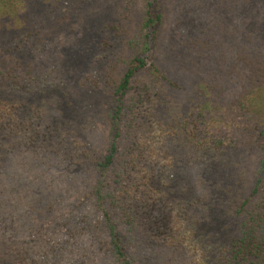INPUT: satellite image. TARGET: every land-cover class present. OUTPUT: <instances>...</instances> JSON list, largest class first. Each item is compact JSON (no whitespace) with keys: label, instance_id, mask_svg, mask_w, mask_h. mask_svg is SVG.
I'll use <instances>...</instances> for the list:
<instances>
[{"label":"trees","instance_id":"trees-1","mask_svg":"<svg viewBox=\"0 0 264 264\" xmlns=\"http://www.w3.org/2000/svg\"><path fill=\"white\" fill-rule=\"evenodd\" d=\"M116 1L123 9L104 26L97 71L70 89L110 97L107 113L92 105L69 111L52 92L31 98L48 83L30 75L38 31L24 30L7 49L11 58L0 67V264H264V113L247 105L264 89V0H253V24H207L192 43L216 60L190 113L164 102L166 78L156 75L160 0ZM226 1L230 18L236 4L250 2ZM67 3L71 14H87L76 0L60 1ZM213 91L235 97L240 126L210 128ZM242 151L257 169L228 168L227 159ZM216 169L228 174L227 187L210 182ZM220 197L225 205L216 209Z\"/></svg>","mask_w":264,"mask_h":264},{"label":"rangeland","instance_id":"rangeland-1","mask_svg":"<svg viewBox=\"0 0 264 264\" xmlns=\"http://www.w3.org/2000/svg\"><path fill=\"white\" fill-rule=\"evenodd\" d=\"M60 1L0 0V67L9 62L11 56L7 49L22 38L24 30L38 31L36 39H41L43 43L36 39L32 40L30 57H35L36 68L30 75L37 73L34 77L37 81L47 76L48 83L47 86H43L45 83L41 81L39 84L44 88L34 89L36 93L34 92L31 98H41L37 92H52L54 95H60L57 101L69 111L83 113L92 105L90 111L107 113L114 104L110 97L100 95L99 98H93L94 93L91 91L79 93L70 89L74 88L71 85L75 86L85 73L97 71L99 62L96 59L101 55L99 43L105 39L104 26L114 22L118 12L123 8L116 0H76L79 5L78 11L83 8L87 14H82L81 11L71 14L66 7L73 9L72 6L67 3L64 7ZM159 2L164 8V20L160 26L154 62L158 70L156 75L160 74L166 78V81L162 82L164 102H170L171 106L175 107L177 105L182 113L196 112L195 100H199V90L208 73H213L210 66L215 63L216 58L210 53L201 54L202 52L192 43L198 35L202 36L201 32L207 24L228 26V29L242 26L239 21L243 20L248 21V25L253 24L254 17H250L249 14L256 10L255 1L250 0L247 6L244 4L241 6L243 2L236 4L235 18H230L225 10L226 0ZM243 11L246 12V17ZM57 18H60L62 23L59 24ZM113 50L117 52L118 48L113 47ZM50 85H62L64 90L59 92L48 90L51 88ZM63 91L67 92L66 95ZM236 92L238 91L233 89L230 94L235 95ZM213 93H217L218 98L209 101L211 109L209 127L216 131L219 128L231 131L232 128L240 126L243 118L239 115L238 107L233 105L235 97L229 94L228 97L225 95L220 97L218 92ZM191 102L194 103L192 107ZM247 105L250 110L264 113V89L256 91L249 98ZM244 153L246 152H239L234 158L227 159L230 170L234 168L233 163L240 167L249 165L251 169H257L255 157ZM218 170L209 173L210 182L214 186L221 184L227 187L228 174L223 171L219 174ZM219 199L221 201L215 203L216 209H221L225 205L222 197Z\"/></svg>","mask_w":264,"mask_h":264}]
</instances>
